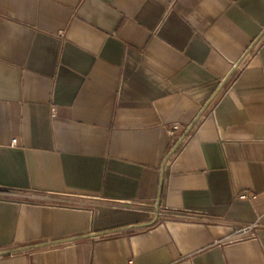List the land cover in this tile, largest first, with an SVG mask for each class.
I'll list each match as a JSON object with an SVG mask.
<instances>
[{"label":"crops","instance_id":"crops-1","mask_svg":"<svg viewBox=\"0 0 264 264\" xmlns=\"http://www.w3.org/2000/svg\"><path fill=\"white\" fill-rule=\"evenodd\" d=\"M0 186V264H264V0H0Z\"/></svg>","mask_w":264,"mask_h":264},{"label":"built area","instance_id":"built-area-1","mask_svg":"<svg viewBox=\"0 0 264 264\" xmlns=\"http://www.w3.org/2000/svg\"><path fill=\"white\" fill-rule=\"evenodd\" d=\"M176 128H177V125H174L172 128V131ZM11 194H13V193L10 189H6V188H3L0 186V199L6 197L8 195H11ZM244 196L245 195H243L242 197H244ZM253 229H254V226H252V225H248V226L239 228V229L235 230L236 231L234 233L235 235H233V237H230V239H228V241H230L231 239L232 240H240V239L245 238V236H253L254 235Z\"/></svg>","mask_w":264,"mask_h":264},{"label":"water","instance_id":"water-1","mask_svg":"<svg viewBox=\"0 0 264 264\" xmlns=\"http://www.w3.org/2000/svg\"><path fill=\"white\" fill-rule=\"evenodd\" d=\"M190 130V129H189Z\"/></svg>","mask_w":264,"mask_h":264}]
</instances>
